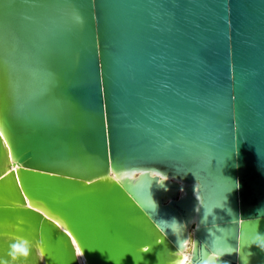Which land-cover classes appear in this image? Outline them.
Wrapping results in <instances>:
<instances>
[{
	"label": "water",
	"instance_id": "1",
	"mask_svg": "<svg viewBox=\"0 0 264 264\" xmlns=\"http://www.w3.org/2000/svg\"><path fill=\"white\" fill-rule=\"evenodd\" d=\"M260 209L264 0H0V259L264 264Z\"/></svg>",
	"mask_w": 264,
	"mask_h": 264
},
{
	"label": "clouds",
	"instance_id": "2",
	"mask_svg": "<svg viewBox=\"0 0 264 264\" xmlns=\"http://www.w3.org/2000/svg\"><path fill=\"white\" fill-rule=\"evenodd\" d=\"M78 19L80 18L78 17ZM262 210L264 209L259 210L260 215L258 217L261 216ZM258 217L248 218L249 220L256 221V232L254 233V235L250 237L249 242L246 246L250 249V246L255 245L261 251H264V233L258 231V225H259ZM166 226L172 228L173 232L177 233L178 235L181 234L184 230V225L180 224L179 222H175L174 226L173 223H166ZM242 239L243 238H241V240ZM187 246L189 249L191 248V240L188 241ZM38 247L40 253L44 254L46 251V246L42 240L40 241ZM148 249L149 248L142 249V251H147ZM228 249L229 250H222V251L213 249L211 252H203L204 259L201 261V264H229L228 261H222L220 258L224 254H232L233 252L237 254L240 264H250V257L252 256L253 253L250 250H247V252H245V245H243V243H241L239 247H235V248L229 245ZM31 251L32 250L29 247V245L21 240L10 245L8 255L13 261H15L17 259H20L21 257L23 258L29 257L31 255ZM178 255L182 257V259L179 261V264H187V260H188L187 255L184 254L183 252L178 253ZM133 258L136 264H139V260H137L135 256H133ZM142 259L143 257H141L140 260ZM0 264H8V261L4 259H0Z\"/></svg>",
	"mask_w": 264,
	"mask_h": 264
},
{
	"label": "bare ground",
	"instance_id": "3",
	"mask_svg": "<svg viewBox=\"0 0 264 264\" xmlns=\"http://www.w3.org/2000/svg\"><path fill=\"white\" fill-rule=\"evenodd\" d=\"M111 176H112L114 179L119 180V178H118L115 174H112ZM135 176H136V174H132V175H130L131 178H134ZM169 180H171V179H169ZM170 182H171V181H170ZM170 194H172V192H170V191H165V192H164V194H163V201H164V202H166V201L169 199ZM178 195H179L180 197H183V196L185 195V193L183 192L182 189H180V190L178 191ZM194 221H196V218L194 219ZM186 232H187V234H189V235L192 234L190 229H186ZM189 240H191V246H192V238H187V240H186V242H185L184 251H182L184 254L187 255L188 260H189V258H190V254H191V248L189 249L188 246H187ZM181 259H182V257H180V260H181ZM79 260H80V263L83 264L82 259L80 258ZM188 260H187V261H188ZM178 264H179V263H178Z\"/></svg>",
	"mask_w": 264,
	"mask_h": 264
},
{
	"label": "snow or ice",
	"instance_id": "4",
	"mask_svg": "<svg viewBox=\"0 0 264 264\" xmlns=\"http://www.w3.org/2000/svg\"><path fill=\"white\" fill-rule=\"evenodd\" d=\"M226 250H229L228 248Z\"/></svg>",
	"mask_w": 264,
	"mask_h": 264
}]
</instances>
